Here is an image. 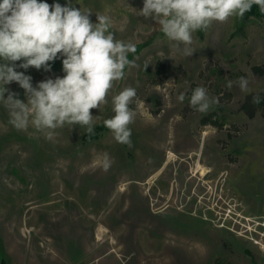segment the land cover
<instances>
[{"label":"rangeland","instance_id":"374dc122","mask_svg":"<svg viewBox=\"0 0 264 264\" xmlns=\"http://www.w3.org/2000/svg\"><path fill=\"white\" fill-rule=\"evenodd\" d=\"M72 4L91 9L93 22L109 15L116 38L136 46L135 66L111 93L137 91L133 146L103 124L114 114L111 95L92 110L94 134L65 127L51 141L17 131L0 105V264H264V114L250 117L241 109L248 94L226 88L246 76L251 93L264 92V16L253 5L198 31L185 57L134 10L143 0ZM62 59L51 71H17L35 86L62 77ZM159 61L173 69L162 83ZM197 86L220 98L207 115L188 105ZM6 87L26 102L17 83ZM105 153L114 161L106 171Z\"/></svg>","mask_w":264,"mask_h":264},{"label":"clouds","instance_id":"9594fccd","mask_svg":"<svg viewBox=\"0 0 264 264\" xmlns=\"http://www.w3.org/2000/svg\"><path fill=\"white\" fill-rule=\"evenodd\" d=\"M253 5L264 12V0H143V7L134 10L159 25L172 51L190 57L196 51L192 47L195 33L243 18ZM92 13L91 9L74 7L72 0L64 6L45 0H0V105L17 131L26 132L31 127L49 141L57 129L65 127L73 130L79 126L94 134L98 117L92 110L109 103L116 83L125 78V69L135 66L128 57L135 54L136 46L116 38L109 15L96 13L93 22ZM60 57L64 75L35 86L30 75L17 71V67L51 71L50 62ZM13 82L24 90L26 102L6 87ZM234 84L242 93H251L246 76L229 79L226 88ZM137 99L131 86L111 95L114 114L103 121L115 141L129 148L133 146L130 125L137 116L132 105ZM184 100L181 93L178 101ZM253 103H260L258 96L254 95ZM219 104V96H210L207 87L191 90L188 105L193 111L207 115ZM113 162L105 153L104 170Z\"/></svg>","mask_w":264,"mask_h":264},{"label":"trees","instance_id":"16d2710c","mask_svg":"<svg viewBox=\"0 0 264 264\" xmlns=\"http://www.w3.org/2000/svg\"><path fill=\"white\" fill-rule=\"evenodd\" d=\"M254 9L257 14H261L258 6L254 5ZM262 15V14H261ZM254 69H261L260 66H254ZM154 74L159 77L156 83H162L165 78L173 74V69L170 65L159 61L156 64ZM254 95L258 96L260 103H253ZM241 109L245 111L250 117H254L258 111H261L264 114V92L263 93H249L241 105ZM208 119V118H207ZM206 120V118H205Z\"/></svg>","mask_w":264,"mask_h":264},{"label":"bare ground","instance_id":"6f19581e","mask_svg":"<svg viewBox=\"0 0 264 264\" xmlns=\"http://www.w3.org/2000/svg\"><path fill=\"white\" fill-rule=\"evenodd\" d=\"M200 170H201V175H204L206 173V169L203 168V167H200ZM199 171V170H198Z\"/></svg>","mask_w":264,"mask_h":264},{"label":"water","instance_id":"95a60500","mask_svg":"<svg viewBox=\"0 0 264 264\" xmlns=\"http://www.w3.org/2000/svg\"><path fill=\"white\" fill-rule=\"evenodd\" d=\"M261 12V14L264 16V12H262V11H260Z\"/></svg>","mask_w":264,"mask_h":264}]
</instances>
